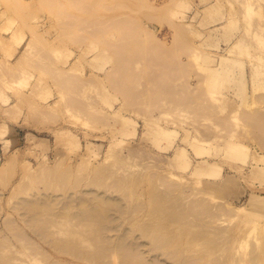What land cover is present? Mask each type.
I'll list each match as a JSON object with an SVG mask.
<instances>
[{"label": "rangeland", "instance_id": "rangeland-1", "mask_svg": "<svg viewBox=\"0 0 264 264\" xmlns=\"http://www.w3.org/2000/svg\"><path fill=\"white\" fill-rule=\"evenodd\" d=\"M58 1L62 17L43 0H0V264H125L55 245L70 232L94 240L90 218L38 229L23 206L96 195L113 199L105 235L175 264L139 228L155 221L149 192L166 189L212 210L182 204L190 216L171 223L170 249L183 240L187 256L264 264V0ZM127 195L143 204L132 214Z\"/></svg>", "mask_w": 264, "mask_h": 264}, {"label": "bare ground", "instance_id": "bare-ground-1", "mask_svg": "<svg viewBox=\"0 0 264 264\" xmlns=\"http://www.w3.org/2000/svg\"><path fill=\"white\" fill-rule=\"evenodd\" d=\"M43 1L46 3V5L48 4V6L51 9H53V8L57 9V12H56L57 16L62 17L63 9L60 6V4H59L60 2L58 0H43ZM73 2L76 3V0H74ZM122 20H125V19H122ZM125 22H130V21L125 20ZM125 24L126 23H124V25ZM127 24H129V23H127ZM122 25H123V22H122ZM132 29L133 28L130 29L131 31L129 30L130 34L126 30H125L124 34L128 33L126 35H130L129 41L131 38V42L135 43V41L137 40V37H136V39L134 38V36H136V35H135V31H134V33H131ZM123 32H124V30H123ZM177 34H178V31H177ZM180 35H181V33H179V35H177V36L181 37ZM122 37H123V39L125 38V40H128V37L127 36L124 37L123 34H122ZM132 40H134V41H132ZM142 42L144 43L143 44L144 46H145V44H147L144 41H142ZM144 46H142V48H141L142 51H143V49L147 50V46H145V47ZM158 46L159 45H157V47ZM140 47H141V45H140ZM162 48L163 47L160 46L161 50H162ZM148 49H149V45H148ZM160 62H158V63L156 62V67L159 65H162V63L160 64ZM150 64L152 65V63L151 62L148 63L149 67L151 66ZM154 64L155 63H153V65ZM121 66H123L122 67L123 69L126 68V67H124L125 66L124 64ZM165 66L166 65H164V64H163L164 68H162L160 66V69H162V72L157 67L158 68L157 70L158 71L160 70L159 72L162 75L164 73L163 70L165 71ZM124 71H125V73L126 72L129 73L130 70L128 71V69H127ZM125 73H123V74L128 75L127 73L126 74ZM126 77L127 76H125V78ZM128 77H131V76L129 75ZM127 79H129V78H127ZM124 80L125 79H123V81ZM109 148L112 149L113 147L111 146ZM109 151H110V149H109ZM184 156H185V149L183 147L175 150V157L177 159L182 158ZM186 163L188 164L189 162L187 161ZM203 167L207 168V167H211V165L199 166L200 169L204 170L205 168H203ZM196 171H198V167H197ZM162 179H164V178L162 177ZM165 179H166V177H165ZM168 181H170V183H171L172 180L169 179ZM168 181L166 179V182H165L166 185H168L167 184ZM173 182H172V184H173ZM165 183L163 182V184H165ZM108 185L110 186L111 184H108ZM109 186H107V187H109ZM113 186L117 188L116 190H119L117 185L113 184ZM174 186H175V184H174ZM55 187H56V185H55ZM177 187H178V184H177ZM168 188H169V186H168ZM170 188L173 189L174 188L173 185H172V187L170 186ZM120 189L123 190L122 185L120 186ZM166 191H167V193H171L170 190L168 191V189H166ZM166 191H162V192H164L165 196L162 195L163 193L162 194L157 193L156 190L149 192L147 208H148L149 213L153 216L155 221L152 224H141L139 228L142 230V234H144L145 237H148V240L150 239L149 240L150 244H152L155 247L154 249L162 250L164 255L166 253L168 258H171L174 260L175 264H217V260L208 259V258H205L203 256H199V255L187 256V255H185L184 251L191 247V243L187 242V241H183V240L177 241L176 242V248H178V249H176L175 251L173 249H170L169 246L172 244V242H171V239L169 238L168 234H169V228H170L171 223H173V222L182 223L184 221L185 213L187 212L186 210H188V209H191V211H192L190 213V215L195 214L196 216H199V215L202 216L203 215L202 213H205L207 211V208L209 209L210 207L206 206L205 202H202V199H204L203 201H206L205 198H202L200 201V198L195 197V199H198L197 200L198 202L193 206V204H192L193 200L191 201L190 205L193 208L191 206H188V208H185V205H188L190 202L188 204H183V203H181L182 198H180L181 201L178 199L179 197L177 198L176 196H173V198H171V196L173 194L169 196L171 198V200H170L168 198L167 193H165ZM183 191H185V190H183ZM183 191H182V193H183ZM172 192H173V190H172ZM186 193H188V192L186 191L184 193V195ZM192 195H193V193L189 194V196H192ZM180 196H183V195H180ZM185 196H186V198L188 197V199H190L189 196H187V194ZM125 199H126L125 201L127 203V205L125 203V209H126V206L128 208V209H126V211L124 210L125 213L128 212L129 214H132V213L136 212V210H138V209H136L137 206H138V208H141L143 206L142 202H138L139 199L132 197L131 195H127V197ZM59 201H61V200H59ZM59 201H55L54 199L53 200H50V199H29V200L24 201L23 206L26 207V210L28 212V218L27 219H28V222L31 223V227L33 225L35 227H38V229H40V228L48 229L51 225H53L55 222H57L59 218H69V221L70 220L77 221L78 225H79V223H81L80 226L82 224L84 226H87L86 225L87 218L91 219V221L88 222L87 224L89 226H91V227L88 226L89 229L93 230L91 234L94 237V240L90 239L89 241H85L82 238V235H79V234L76 235V233L70 232L69 233L70 238L68 240H66L64 242L62 241V243H60L59 241L55 243L56 246L61 245L63 251H65L69 254H72V255L74 254V256L76 255L78 257H81L83 259H87V260L92 261V262L96 261V260H100V259L104 258L105 256H107L106 252H110L111 254L117 253L120 256V258L125 262V264H134V262H133L134 259H133V256L131 254L135 253L136 254L135 259H137V261L139 260L138 264H161V263H158L159 261L155 262V258L152 259V261L147 262V260H149V259L148 258L146 259V257H144L145 261H142L141 258H143V257L137 251V246L140 243L137 244V246L135 247V245H133L134 243L130 244L131 243L130 241H127L123 238H119L118 234L115 237H113V235L111 237L110 236L108 237L107 235H105L106 233L104 231H106V228H108V226H106V225L104 226V221H106V219L108 218L106 205H108L110 202H112L113 199H110V198L105 197V196L96 195L91 200H86V198H78V200H76L75 198H71L69 196L66 201H61V202H59ZM21 202L23 204V201H21ZM91 202H93V203H91ZM195 202H196V200H195ZM57 203H60V204L62 203V204L58 207ZM139 203L142 204V206ZM168 203H170V206H172V207L174 206V208L169 207ZM206 203L208 204V201H206ZM19 204H21V203L19 202ZM123 204L124 203L121 204V202L119 200L116 201L117 207H119V205H120V208H121L122 206H124ZM182 204H183V208L186 210H184L181 207ZM122 209H121V212H123ZM210 211H212V210H209V212ZM209 212L207 211V215ZM187 213H188L187 215L189 217L190 216L189 212H187ZM46 214L51 215V217L46 216ZM187 215H186V217H187ZM211 215H212V213H211ZM233 215H232L233 217H236L235 216L236 214H233ZM44 216H46V218H44ZM209 217H212V216H209ZM237 217H238V215H237ZM77 218H78V220H77ZM184 224H185V222H184ZM35 231H37V230H35ZM107 231H109V230H107ZM40 232H42V231L40 230ZM40 232H38V235L39 234L41 235L43 233V232L42 233H40ZM45 232H47V231L45 230ZM48 236H52L51 232H50V235H48ZM45 238H47V236H45ZM49 241H50V239L48 240V243H49ZM53 241H54V238H53ZM53 241L51 239L52 243H53ZM83 242L90 243L94 247H92V249L90 251H86V253L82 252L79 250L80 246H79V248H77V247H78V245H80V243H83ZM141 245H142V243H141ZM53 246H54V244H53ZM127 246H130L129 250H128ZM153 246H152V249H153ZM152 249L150 248V250H152ZM158 256L160 257V255H158ZM129 259H131V260H129Z\"/></svg>", "mask_w": 264, "mask_h": 264}]
</instances>
